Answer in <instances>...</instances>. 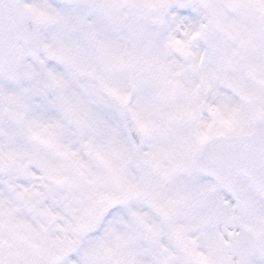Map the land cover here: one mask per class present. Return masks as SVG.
<instances>
[{"label": "snow or ice", "instance_id": "6c2138e0", "mask_svg": "<svg viewBox=\"0 0 264 264\" xmlns=\"http://www.w3.org/2000/svg\"><path fill=\"white\" fill-rule=\"evenodd\" d=\"M0 264H264V0H0Z\"/></svg>", "mask_w": 264, "mask_h": 264}]
</instances>
